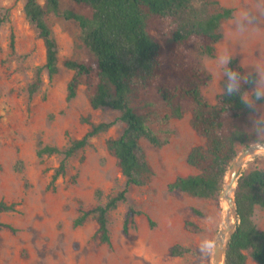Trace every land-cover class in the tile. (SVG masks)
Returning <instances> with one entry per match:
<instances>
[{
	"label": "rangeland",
	"instance_id": "374dc122",
	"mask_svg": "<svg viewBox=\"0 0 264 264\" xmlns=\"http://www.w3.org/2000/svg\"><path fill=\"white\" fill-rule=\"evenodd\" d=\"M25 1L0 0V199L21 201L16 211L0 213V221L10 226H0V264H211L222 224V196L201 198L167 188L177 176L197 172L186 162L190 148L204 142L190 125L193 104L183 102L180 117L164 120L167 108L153 89L140 93L135 101L149 115L148 125L162 141L154 145L140 139L151 169L146 183L130 186L126 199L108 212L109 243L99 242L94 213L74 225L81 210L104 204L124 188L125 178L106 148L107 139L121 134L123 123L118 110L90 106L85 84L79 85L75 97L66 99L72 71L65 61L87 55L77 46L79 27L72 19L51 18L57 72L50 78L42 68L38 89L29 93L37 68L45 62V49L25 18ZM218 1L233 8V14L220 24L221 38L214 54L200 57L211 76L200 91L211 103L222 92L225 69L219 56L225 52L246 72H255L257 82L264 86V0ZM61 8L90 15L87 7L73 0H61ZM245 9L255 20L240 31L235 22ZM252 93L253 89L246 91L248 101ZM255 117L259 119L254 123ZM246 119L252 125L264 124V101L256 102V112ZM99 122L113 125L90 137L83 149L70 156L64 175L50 188L51 175L63 155L38 156V149L44 145L65 149ZM259 135L264 138V132ZM244 147L238 144V153ZM254 167L264 169V152L254 156L243 172ZM130 208L142 213L129 212ZM252 219L264 230V208L256 207ZM186 222L192 225L186 227ZM203 244L211 247L201 251ZM175 245L189 252L171 255ZM246 262L258 264L249 256Z\"/></svg>",
	"mask_w": 264,
	"mask_h": 264
},
{
	"label": "trees",
	"instance_id": "16d2710c",
	"mask_svg": "<svg viewBox=\"0 0 264 264\" xmlns=\"http://www.w3.org/2000/svg\"><path fill=\"white\" fill-rule=\"evenodd\" d=\"M87 7L89 16L61 8V0H26L25 18L37 39L43 42L45 62L37 68L34 80L28 86L33 94L41 83L40 71L46 69L50 78L57 72V50L52 37L51 18L64 17L79 27L77 46L83 48L85 58H70L65 66L72 71L66 85V99L75 97L79 85H86L87 98L92 108L106 107L118 110L123 130L118 137L106 140L108 153L114 157L125 185L104 204L90 210H81L74 225H81L87 216L95 214L96 235L99 242L109 243L108 212L126 199L128 188L143 186L151 172L140 139L154 145L162 141L148 125L149 115L141 112L135 101L140 93L153 89L165 103L164 120L180 117L183 102H191L190 125L204 139L190 148L186 162L197 170L177 176L167 185L169 191L180 190L192 196L217 199L221 196L226 174L237 156V145L261 141L263 122L252 125L246 117L252 112L245 98L247 90L257 82L255 72H246L234 57L228 68L239 74V90L227 91V76L221 80L222 92L215 102L207 101L200 88L211 76L203 67L200 57L213 55L220 40L222 21L232 17L233 8L218 0H73ZM3 18L0 17V23ZM11 34V45L13 46ZM251 98L254 99L253 93ZM257 101V102H262ZM113 122L91 124L80 138L68 147L41 146L37 154H62L55 167L49 187L66 171V160L83 149L89 138L107 131ZM238 224L226 247L224 264H247L249 256L264 264V230L258 229L252 219L256 207L264 208V169L254 167L242 172L234 190ZM21 201L0 199V213L16 211ZM129 212L142 213L134 211ZM126 218L123 231H127ZM190 227V222L185 223ZM0 226L10 227L0 221ZM197 230L195 226L192 227ZM189 252V248L175 245L171 255Z\"/></svg>",
	"mask_w": 264,
	"mask_h": 264
},
{
	"label": "water",
	"instance_id": "95a60500",
	"mask_svg": "<svg viewBox=\"0 0 264 264\" xmlns=\"http://www.w3.org/2000/svg\"><path fill=\"white\" fill-rule=\"evenodd\" d=\"M262 152H264V140L252 142L237 154L228 168L221 196L222 201L226 199L228 206L232 209L233 222L226 224V226H222L221 224L213 245L211 264L225 263L226 247L238 224L234 193L230 195V190L234 183L237 184V180L243 172L245 163Z\"/></svg>",
	"mask_w": 264,
	"mask_h": 264
},
{
	"label": "clouds",
	"instance_id": "9594fccd",
	"mask_svg": "<svg viewBox=\"0 0 264 264\" xmlns=\"http://www.w3.org/2000/svg\"><path fill=\"white\" fill-rule=\"evenodd\" d=\"M257 11H260V9H257ZM255 20V17L253 13L247 9L242 10L235 22V26L238 30L243 31L245 27L249 24H252ZM230 61V56L225 52L224 54L219 56V63L222 67L225 69V75L227 76V79L229 81L227 85V91L229 93H234L239 90V74L237 72H234L230 68L227 67L228 63ZM252 82L253 87V96L254 99H251L246 102L249 109H251L254 113L256 112V102L264 100V86H262L260 83L255 81H245ZM259 117H255L253 122L255 123ZM211 246L208 244H203L201 246V251H207Z\"/></svg>",
	"mask_w": 264,
	"mask_h": 264
},
{
	"label": "bare ground",
	"instance_id": "6f19581e",
	"mask_svg": "<svg viewBox=\"0 0 264 264\" xmlns=\"http://www.w3.org/2000/svg\"><path fill=\"white\" fill-rule=\"evenodd\" d=\"M252 159V158H251ZM249 159L243 168L247 167V165L249 164L250 160ZM235 186L236 184L234 183L232 186V189L230 190V195H233L234 190H235ZM222 226H226V224L228 223H232L233 222V214H232V209L228 206L226 199L223 200V212H222Z\"/></svg>",
	"mask_w": 264,
	"mask_h": 264
}]
</instances>
